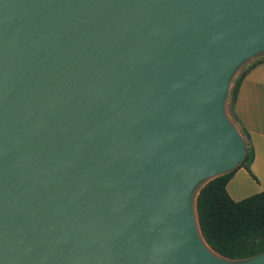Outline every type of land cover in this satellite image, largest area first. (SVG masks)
Here are the masks:
<instances>
[{"label":"water","instance_id":"obj_1","mask_svg":"<svg viewBox=\"0 0 264 264\" xmlns=\"http://www.w3.org/2000/svg\"><path fill=\"white\" fill-rule=\"evenodd\" d=\"M261 53L264 0H0V264H264L192 202L245 155L226 100Z\"/></svg>","mask_w":264,"mask_h":264},{"label":"trees","instance_id":"obj_2","mask_svg":"<svg viewBox=\"0 0 264 264\" xmlns=\"http://www.w3.org/2000/svg\"><path fill=\"white\" fill-rule=\"evenodd\" d=\"M263 60L264 53H261L237 68L226 100L227 114L243 138L245 155L233 169L205 181L195 196V211L202 238L215 253L234 261L264 252V190L240 200L233 199L227 190L229 180L240 168L254 177L250 168L254 146L235 112L234 104L242 78Z\"/></svg>","mask_w":264,"mask_h":264},{"label":"crops","instance_id":"obj_3","mask_svg":"<svg viewBox=\"0 0 264 264\" xmlns=\"http://www.w3.org/2000/svg\"><path fill=\"white\" fill-rule=\"evenodd\" d=\"M234 109L254 146V159L250 165L254 177L240 168L227 184L230 196L240 200L264 190V60L242 78ZM241 194L245 196L235 198Z\"/></svg>","mask_w":264,"mask_h":264},{"label":"rangeland","instance_id":"obj_4","mask_svg":"<svg viewBox=\"0 0 264 264\" xmlns=\"http://www.w3.org/2000/svg\"><path fill=\"white\" fill-rule=\"evenodd\" d=\"M245 63H246V62H245ZM225 108H226V107H225ZM225 113H226V116L229 117L228 114H227L226 109H225ZM205 181H206V180H205ZM205 181L199 183L198 186L196 187V189H195V191H194V193H193V196H192V202H193V205H194V201H195L196 193H197L198 189L201 187V185H202ZM245 194H247V193H245ZM244 196H245L244 194H241V195H239V196H236L235 198H238V197H241V198H242V197H244ZM246 197H247V196H246ZM244 198H245V197H244Z\"/></svg>","mask_w":264,"mask_h":264},{"label":"bare ground","instance_id":"obj_5","mask_svg":"<svg viewBox=\"0 0 264 264\" xmlns=\"http://www.w3.org/2000/svg\"><path fill=\"white\" fill-rule=\"evenodd\" d=\"M196 228H197L198 235L200 236V233H199V230H198L197 224H196Z\"/></svg>","mask_w":264,"mask_h":264}]
</instances>
